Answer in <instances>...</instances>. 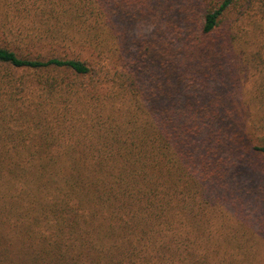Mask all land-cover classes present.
<instances>
[{"label":"trees","instance_id":"16d2710c","mask_svg":"<svg viewBox=\"0 0 264 264\" xmlns=\"http://www.w3.org/2000/svg\"><path fill=\"white\" fill-rule=\"evenodd\" d=\"M237 2L0 4L23 71L0 74V264H176L211 200L264 235V33H232Z\"/></svg>","mask_w":264,"mask_h":264},{"label":"rangeland","instance_id":"374dc122","mask_svg":"<svg viewBox=\"0 0 264 264\" xmlns=\"http://www.w3.org/2000/svg\"><path fill=\"white\" fill-rule=\"evenodd\" d=\"M6 1L0 0V4ZM21 13L25 20L34 19L33 21H37V17L33 13ZM225 16L232 33H244L242 35L248 39L246 42H250L254 38L253 33H264V0H238L225 13ZM129 18L120 16L116 18L119 20V27L125 33H139L138 24ZM3 32V28H0V33ZM99 33L109 32L104 26ZM46 52L44 48L38 46L31 50L32 54L43 55ZM22 72L9 65L0 64V74L17 76ZM25 72L29 75L24 79L29 80L32 73ZM207 204L210 208L217 209L219 214L215 219L201 222L204 227H195L196 231L191 227H183L184 231H188L185 245L190 251L176 264H264V235L259 232L256 223L242 218L240 220L235 216L233 209L221 200H211ZM205 228H210V232H203ZM192 230L197 232L196 235ZM214 232L217 233L214 234ZM191 251L194 253L191 254Z\"/></svg>","mask_w":264,"mask_h":264}]
</instances>
